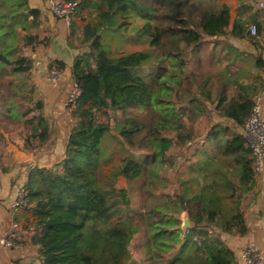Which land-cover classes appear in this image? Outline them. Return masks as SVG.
<instances>
[{
    "label": "trees",
    "instance_id": "obj_1",
    "mask_svg": "<svg viewBox=\"0 0 264 264\" xmlns=\"http://www.w3.org/2000/svg\"><path fill=\"white\" fill-rule=\"evenodd\" d=\"M77 1L79 13L91 8L96 19L83 25V47L78 46L71 66V76L81 88V95L71 110L75 120L64 156L51 167H32L26 181L28 207L36 219L28 227V239L38 247L31 264H127L124 259L130 254L128 247L138 230L129 216L118 221L114 217L130 207L131 184L143 177L149 165L151 177H158L161 162L174 147L175 139L181 143L192 139L190 134L184 135L185 125L180 119L184 112L172 99L180 81L174 67H183L186 47L193 46V55L199 56L204 33L214 36L225 32L231 21L230 5L221 2L214 8L206 4L213 0ZM131 13L144 23L128 35L148 39L151 48L112 54L103 35L106 31L128 32L126 22L118 18ZM41 16V9L32 6L30 0H0V76L6 70L31 74L35 50L47 46L51 38L41 35ZM232 31L237 36L251 35L243 22H235ZM163 58L169 59L173 70L163 72ZM260 65L264 67L263 59ZM48 67L64 70L66 63L53 60ZM194 81L200 92L193 91V111H210L206 103L212 97L207 81ZM29 85L34 103L24 113V122L32 128L27 143L35 146L31 140L37 138L38 145H44L52 134L49 115L35 83ZM226 89L222 86L216 101L213 99L216 108L220 115L243 128L258 90L251 96L250 87L240 84L238 96L228 99ZM133 107H151L156 114L148 122L141 115L130 114ZM110 112L120 114L115 124L122 141L149 154L144 158L125 157L107 184L100 169L102 142L110 123L101 115ZM222 129L225 133L228 130ZM221 131L209 136L217 138ZM220 147L223 156L235 159L242 171V191L233 208L225 211L220 194L205 183L193 189V196L181 192L164 206H152L148 212L152 219L144 236L150 259L163 261L170 255L168 264H238L226 238L248 230L241 199L254 186L252 150L239 132L226 138ZM207 165L210 168L209 161ZM119 176L126 178L128 186L116 184ZM236 193L235 187L232 195ZM184 210L193 220L186 230L179 217ZM189 250L193 253L188 254Z\"/></svg>",
    "mask_w": 264,
    "mask_h": 264
},
{
    "label": "rangeland",
    "instance_id": "obj_2",
    "mask_svg": "<svg viewBox=\"0 0 264 264\" xmlns=\"http://www.w3.org/2000/svg\"><path fill=\"white\" fill-rule=\"evenodd\" d=\"M253 1L249 0L248 2ZM221 2L222 0H213L205 3L216 8ZM78 11H75L73 17L80 25L96 19V15L91 8L81 13ZM118 20L119 22H126L125 27L128 32L106 31L103 35V42L112 54L120 55L131 51L148 50L151 48L148 39H139L135 35H128L143 25V19L131 13L129 16L119 17ZM72 30L71 24L70 32ZM74 30L76 32L72 40L74 45L83 47L81 42L82 30L78 27L74 28ZM78 31L79 34H77ZM43 34L44 32L41 31V35ZM208 46L209 44L207 42L202 41V45L198 49L199 54L202 56L200 60L193 55V46L184 48L183 67L179 65L174 67V70L177 71L180 77V81L177 87H175L172 99L174 104L184 112V115L182 114L180 117L185 125L183 133L187 136L190 134L192 139L186 143H181V141L175 139L174 147L167 152L164 161L161 162L163 168L159 170L160 175L154 178L151 177L152 164L149 165L143 177L136 180L133 185L131 184L130 207L124 209L121 214L114 217V220L118 221L129 216L138 230L129 244L130 254L124 259L127 264H168V260L171 259L170 255L165 256L163 261L150 259L147 254V249L144 246L145 231L148 222L152 219L148 212L152 206H164L170 198L177 199L178 193L181 192H186L187 195L193 196V189H199L200 185L205 183L214 186V191L222 197L223 207L226 211L227 209L231 210L233 208L234 200L239 197V193L242 191V187L240 186L242 176L241 167L235 159L223 156L220 146L225 142L226 138L232 137L235 132L242 133L243 128L237 127L233 122L222 118V115H220L216 108V98H214L215 101L210 99L206 103L208 106L215 108L212 112L195 113L193 111V102L191 101L193 91L198 92V94L200 92V87L194 80H206V88L213 96L224 85L227 91L230 92V95L236 89L234 83L232 84L227 78L228 76H223L222 74L206 75L207 65L205 56ZM161 64L166 68L163 71L164 73L173 70L168 58H163ZM146 70H150V66H147ZM233 77L238 79V81L243 80L244 82L249 78V75H232ZM31 82L34 83L31 74H18L6 70L4 75L0 76V153L2 152L6 157H9L7 154L8 146L14 145V147H19L20 149H23L25 146L27 148L32 146L30 143H27V137L32 132V128L24 122L26 109L34 103L29 94V83L31 84ZM129 113L141 115L150 122L156 114V111L151 107H133L129 110ZM116 116L119 117L120 114L110 112L109 115H101L102 120L110 123V130L105 134L102 142V163L100 169L101 175H105L106 177L105 182L107 181V184L113 180L111 173L122 164L125 157L133 155L144 158L145 155L149 154L147 150L135 149L122 141L116 129ZM74 120L75 118L73 116L71 121L67 119V123H71L73 126ZM225 127L228 128L226 133L222 129ZM220 129L222 131L217 138L209 136L211 133ZM31 141L35 146H38L39 140L37 138H32ZM39 146L38 148H40ZM208 161L210 162V168L209 165L206 166V162ZM204 171L205 174L203 175H206L205 178L202 175ZM116 184L119 186H128V181L124 176H119ZM235 187L237 193L232 195ZM245 193L246 195H243L241 200L247 215L249 211L248 205L253 196V191L251 189ZM179 217L182 228L185 217H188L190 220L188 227L193 225V220L188 210L182 211ZM176 249L178 248L176 247ZM192 253V250L188 251V254Z\"/></svg>",
    "mask_w": 264,
    "mask_h": 264
},
{
    "label": "crops",
    "instance_id": "obj_3",
    "mask_svg": "<svg viewBox=\"0 0 264 264\" xmlns=\"http://www.w3.org/2000/svg\"><path fill=\"white\" fill-rule=\"evenodd\" d=\"M247 1V2H246ZM249 0H222L230 5L231 21L229 27L221 35L203 34V41L209 44L206 49V75L222 74L228 76L235 85V91L230 95L226 89L227 98L237 97L239 85L250 87L251 96L255 91L264 88V68L260 65L262 58L261 47L264 44V18L257 8V1ZM234 2V3H233ZM32 6L42 11L41 31L48 35L50 42L47 46H39L35 50V64L31 75L34 83L45 101V111L49 115L51 138L44 145L31 146L23 149L8 146L6 157L0 153V238L13 221L19 222L23 230V243L15 248H6L0 244V264H31L37 246L28 239V227L36 219L29 207L14 209L12 200L16 195V188L20 183H26L29 171L34 166L51 167L60 161L65 153L67 138L72 128V113L66 106L69 84L67 80L60 86H54L48 79L49 63L53 60H62L66 63L63 70L66 77L71 76V66L78 53V46L73 43L74 28L82 30L73 17L72 28L54 16L44 0H30ZM86 10V9H85ZM235 22H243L246 27L257 23L259 36H237L233 34ZM79 34V31L77 32ZM199 54V53H198ZM197 59H202L201 54ZM216 69V70H215ZM246 74L249 78L243 80L232 78V75ZM257 87V89H254ZM218 91L212 99L217 98ZM210 111L214 110L209 106ZM264 114V101H263ZM224 120L229 119L222 116ZM66 123V127H65ZM50 143V144H49ZM3 154V156H2ZM5 157V158H4ZM253 196L249 203L247 214L248 230L245 234H228L227 241L236 253L237 263L244 264L241 253L250 243L255 242L262 252L264 262V172L254 176Z\"/></svg>",
    "mask_w": 264,
    "mask_h": 264
},
{
    "label": "built area",
    "instance_id": "obj_4",
    "mask_svg": "<svg viewBox=\"0 0 264 264\" xmlns=\"http://www.w3.org/2000/svg\"><path fill=\"white\" fill-rule=\"evenodd\" d=\"M51 13L67 26H71L73 14L78 5L77 0H45ZM257 8L264 18V0L257 1ZM250 34L259 36L257 23L249 26ZM261 54L264 61V44L261 47ZM264 68V67H263ZM48 79L54 86H60L66 80L69 84L66 98V106L70 109L76 106L81 95V88L73 77H66L63 70L51 68L48 70ZM254 104L243 127V135L252 150L253 172L255 176H260L264 172V114L263 101L264 89L256 92L253 96ZM30 205L29 192L26 183L18 184L16 195L12 200L14 209L25 208ZM23 230L17 221H13L0 238V244L6 248H15L23 243ZM244 264H264L262 252L259 246L253 241L250 242L241 253Z\"/></svg>",
    "mask_w": 264,
    "mask_h": 264
},
{
    "label": "water",
    "instance_id": "obj_5",
    "mask_svg": "<svg viewBox=\"0 0 264 264\" xmlns=\"http://www.w3.org/2000/svg\"><path fill=\"white\" fill-rule=\"evenodd\" d=\"M189 222H190L189 218L188 217H185L184 218V222H183V228L184 229H187L188 228Z\"/></svg>",
    "mask_w": 264,
    "mask_h": 264
}]
</instances>
